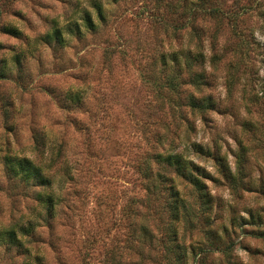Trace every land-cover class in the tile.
Masks as SVG:
<instances>
[{
    "label": "rangeland",
    "instance_id": "rangeland-1",
    "mask_svg": "<svg viewBox=\"0 0 264 264\" xmlns=\"http://www.w3.org/2000/svg\"><path fill=\"white\" fill-rule=\"evenodd\" d=\"M184 1L0 0V65L13 67L20 54V70L0 77V229H29L17 233L18 245L0 243V264H174L162 197L147 195L140 173L147 156L156 170L152 154L166 149L188 153L213 177L205 179L208 222L195 211L178 224L187 264H264V0H192L198 9L187 15L179 14ZM86 11L95 29L83 28ZM68 22L82 34L62 46L40 39ZM196 39L209 84L198 92L182 83L174 94L159 56L193 50ZM191 91L210 94L214 108L184 105ZM75 92L78 102L69 100ZM241 145L245 173L233 187L214 156L234 172ZM5 154L44 166L52 213L36 199L38 186L9 178ZM176 179L198 210L189 184Z\"/></svg>",
    "mask_w": 264,
    "mask_h": 264
},
{
    "label": "trees",
    "instance_id": "trees-1",
    "mask_svg": "<svg viewBox=\"0 0 264 264\" xmlns=\"http://www.w3.org/2000/svg\"><path fill=\"white\" fill-rule=\"evenodd\" d=\"M190 2L191 4L196 3L192 0L184 1L179 14H191L198 9L197 5L191 6V4H189ZM93 7L96 9L97 18H102L104 11L101 3L95 1ZM207 13L211 14V10ZM82 21L84 29H95V22L88 11L84 13ZM1 29L10 34L12 33V35L15 36L20 34V31L12 25H3ZM82 31L80 26L76 23L72 25L68 22L61 26L55 23L40 39L45 42L53 40L54 44L62 46L65 41L68 42L71 36L81 35ZM65 32L68 34V37L64 35ZM202 48V40L196 39L194 43L195 50L187 48L185 49V52H182L183 49L174 48V50H171L167 54H160V68L162 69L161 72L164 73V86L168 91L173 92L174 94L180 93L181 84L189 83L194 87V90L200 92L201 85L209 84V79L207 78L204 69L207 55L203 52ZM210 57L213 60L216 57V54H212ZM12 62L13 64L11 65H13V67H10L6 62L3 60L1 61L0 77H7V74H9L14 67H16L17 71L20 70L19 53H14ZM183 71L186 73L185 77L182 76ZM152 84L161 87L155 80L152 81ZM69 100L78 102L80 100V95L77 92L72 93L71 97L69 96ZM183 101V104L187 105L191 110H195L202 114H204L206 110L214 108V100L210 94L197 96L191 91L186 93ZM190 145L196 154H208V151H205L200 144L192 142ZM245 152L246 149L241 145L239 152L236 153L234 172H232L230 167L227 164H224L219 157L214 156L222 175L233 187L237 182H240L244 176L246 162ZM187 154L188 153L183 151L166 149L162 152L152 154L154 163L157 165L156 170L151 168L148 156L142 161L140 166V173H142L146 181L145 188L147 195L150 192L159 194L162 197L163 202L161 207L167 213L169 218V221L163 225V235L166 239L167 247L169 248L168 251L172 254L174 264H187L186 248L184 247V244H181L178 236L179 222L182 219L187 222L190 218L196 215L195 211H199V215L203 216L204 222H208L209 219L207 214L211 212L212 209L211 198L213 195L208 191L205 183L206 178H213L212 174ZM3 160L9 178L18 179L21 183H24L27 186L36 185L39 187L38 190H35L36 199L40 204L46 207V211L52 213V206L55 202L54 193L50 190L51 178L48 174L45 175L44 166L36 163L31 158L17 154H5ZM165 168L171 169L174 176L163 174ZM176 177L180 178L181 181L184 182V185L189 184L190 194L194 197L193 201L195 199L197 202L198 210L193 208L194 202H187L186 198L180 194L176 187ZM249 216L252 217V213H250ZM140 224L142 233H147L146 224ZM23 230L28 231L29 229L22 228L21 225L16 226L12 224L3 227L0 229V243H8L9 245L20 244L21 238L17 233ZM218 238L219 237L213 238L211 242L215 243V240H218ZM191 249L194 251L193 247ZM229 262L231 264L230 258L228 260V263Z\"/></svg>",
    "mask_w": 264,
    "mask_h": 264
},
{
    "label": "clouds",
    "instance_id": "clouds-1",
    "mask_svg": "<svg viewBox=\"0 0 264 264\" xmlns=\"http://www.w3.org/2000/svg\"><path fill=\"white\" fill-rule=\"evenodd\" d=\"M47 174V172L45 171V175Z\"/></svg>",
    "mask_w": 264,
    "mask_h": 264
}]
</instances>
